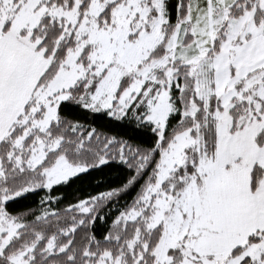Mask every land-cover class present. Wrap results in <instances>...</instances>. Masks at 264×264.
I'll use <instances>...</instances> for the list:
<instances>
[{
	"label": "snow or ice",
	"instance_id": "1",
	"mask_svg": "<svg viewBox=\"0 0 264 264\" xmlns=\"http://www.w3.org/2000/svg\"><path fill=\"white\" fill-rule=\"evenodd\" d=\"M0 264H264V0H0Z\"/></svg>",
	"mask_w": 264,
	"mask_h": 264
}]
</instances>
